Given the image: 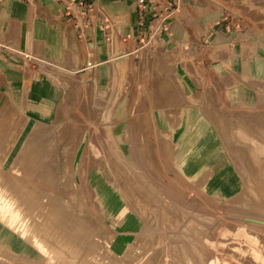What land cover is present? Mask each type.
<instances>
[{
    "label": "rangeland",
    "instance_id": "obj_1",
    "mask_svg": "<svg viewBox=\"0 0 264 264\" xmlns=\"http://www.w3.org/2000/svg\"><path fill=\"white\" fill-rule=\"evenodd\" d=\"M156 1L186 12L183 32L167 37L172 18L167 36H140L145 50L123 68V81L117 56L104 81L94 64L8 68L0 166L6 161L5 174L24 187L19 196L47 218L49 242L64 251L60 240L79 242L78 255L63 257L72 264H264V175L253 171L257 155L236 132L264 138V0ZM162 17L151 15L150 33L161 31ZM41 80L49 83L39 98L33 83ZM116 104L127 114L115 127ZM178 152L194 156L195 179L179 171ZM91 243L97 249L83 255ZM28 256L0 241V264H47L34 248Z\"/></svg>",
    "mask_w": 264,
    "mask_h": 264
},
{
    "label": "crops",
    "instance_id": "obj_2",
    "mask_svg": "<svg viewBox=\"0 0 264 264\" xmlns=\"http://www.w3.org/2000/svg\"><path fill=\"white\" fill-rule=\"evenodd\" d=\"M185 14V11L174 13L173 31L167 36L164 31L150 33L148 25L153 20H150L152 14L149 12L146 25L139 26L136 0H0V80L8 68L15 66L68 71L94 64L92 67L98 70L95 74L104 81L109 78L105 71L107 66L117 56L116 59H120L119 78L123 81L121 78L127 77L123 68L134 62L136 51L143 53L145 50V45L140 44V36L166 35L174 39L183 32L179 21L185 19ZM188 19L194 17L191 15ZM48 83V80L33 83L36 97L46 95L45 84ZM116 92L113 98L121 96ZM125 110L116 104L112 113L118 121L115 127L124 121ZM128 128L127 124L123 131Z\"/></svg>",
    "mask_w": 264,
    "mask_h": 264
},
{
    "label": "bare ground",
    "instance_id": "obj_3",
    "mask_svg": "<svg viewBox=\"0 0 264 264\" xmlns=\"http://www.w3.org/2000/svg\"><path fill=\"white\" fill-rule=\"evenodd\" d=\"M155 27V25H154ZM155 29V28H154ZM158 29V28H157ZM28 77V76H27ZM30 77V76H29ZM27 79V78H26ZM29 79V78H28ZM27 79V80H28ZM27 83V82H26ZM25 83V84H26ZM14 85V84H13ZM16 85V84H15ZM13 87V86H12ZM20 91V90H19ZM18 92V91H17ZM17 94V93H16ZM3 111V110H2ZM3 114V113H2ZM256 117V116H255ZM258 119V118H257ZM262 119V118H259ZM264 119V118H263ZM252 123L254 122L253 119L251 120ZM256 121V120H255ZM264 121V120H263ZM248 122V121H245ZM258 122V121H257ZM250 123V122H249ZM260 124V122L258 123ZM251 123L249 124L250 128H251ZM256 125V123L254 124V126ZM258 126V125H256ZM255 126V128H256ZM261 126V125H260ZM2 127V126H1ZM238 127V126H237ZM260 128V127H258ZM41 128H39L40 130ZM263 129L260 128V130ZM179 130V129H178ZM37 131V130H36ZM42 131V130H41ZM263 131V130H262ZM49 132V131H48ZM236 132L239 136L246 138L250 141V143L252 144V151L254 150V152L256 153L257 156H253L252 158V162L254 165L253 167V171L255 170V168L257 169V171L259 173H262L264 175V140H260L252 135H248L246 134L241 128H237ZM166 133V132H165ZM171 133V132H170ZM43 134V133H42ZM257 136H259V132H257ZM262 134V133H260ZM72 135H74L72 133ZM264 135V134H263ZM45 136V135H44ZM178 136H180L179 131H174L173 134H171L170 138L171 141L173 142H179L178 140ZM2 138V137H1ZM263 138V137H261ZM264 139V138H263ZM47 140V139H45ZM60 141V140H58ZM57 142V141H56ZM62 142V141H61ZM1 143V142H0ZM168 144H170L168 142ZM1 146V145H0ZM55 146V145H54ZM53 146V147H54ZM169 147V145H167ZM171 146V145H170ZM58 147V146H57ZM169 150L171 151V147L169 148ZM170 151L168 153H170ZM182 151V150H181ZM25 152V151H24ZM172 152V151H171ZM184 152V151H183ZM56 153V152H55ZM22 155V154H21ZM26 155V154H24ZM23 155V156H24ZM21 158V157H20ZM54 158V157H53ZM60 158V157H59ZM194 156H190V155H186L182 152H178L177 153V157L176 159H174V162L177 164V167L179 169V171L185 176V177H189L190 179H195L200 171V167L198 165V168L196 166V164H194ZM26 159V158H25ZM9 160V159H8ZM56 160V159H55ZM56 162V161H55ZM250 162V161H249ZM57 163V162H56ZM3 167L0 166V241L4 244L7 245V247H9L10 250H12L15 253H19L20 255H23V257H25L26 259H31L28 258L30 256L28 255H32V250L33 248L42 253L45 256V260L47 264H72V262H68L64 257L65 252L69 251L71 253V255H78L79 251L78 248L76 247L77 243H79L77 240L71 239L69 241L67 240H60V242L63 244L65 243V248L66 251L62 250L59 247H56L54 244H52L51 242L48 241L46 234H52L51 229V225H49L50 223H46V219L43 222V217L42 214L43 212L38 209L33 207V201H29L27 200V196L25 197V193H23L22 196H19V194L22 193L24 187L19 185L18 183H16L15 181H17V178H10L12 176H8L7 174H5V169L7 166L6 161H3ZM16 164V163H15ZM50 166V164H48ZM60 165V164H59ZM55 166V165H54ZM12 169H15V171H18V169L13 165L11 167ZM60 168V167H59ZM58 168V169H59ZM67 168V167H65ZM55 169V168H54ZM68 169V168H67ZM66 169V170H67ZM50 170V169H49ZM56 170V169H55ZM55 172V171H54ZM67 172V171H66ZM69 172V171H68ZM8 173V172H7ZM19 173V172H18ZM53 173V172H52ZM51 173V174H52ZM59 173V171H58ZM68 174V173H66ZM257 175L261 176L262 174H258ZM54 175V173H53ZM57 175V174H56ZM71 175V174H70ZM67 178L69 177V175H65ZM54 177V176H53ZM70 178V177H69ZM15 180V181H14ZM258 182V181H257ZM262 183V182H259ZM264 184V182H263ZM26 185V183H25ZM256 185V184H255ZM258 185V184H257ZM257 185L255 186L257 188ZM27 186V185H26ZM25 186V188H26ZM259 186V185H258ZM23 187V188H22ZM261 187V186H260ZM264 187V186H262ZM260 189V188H259ZM258 189V190H259ZM262 190V191H261ZM25 191V190H24ZM23 191V192H24ZM264 188L260 189V193H263ZM149 192V191H148ZM261 193V194H262ZM27 194V193H26ZM144 194V193H143ZM103 195V194H102ZM150 195V194H149ZM261 196V195H260ZM262 196H264L262 194ZM30 198V197H29ZM112 197L107 194L105 195V197H103V201L105 204H107L108 206L112 205ZM31 199V198H30ZM52 199V198H51ZM137 204V207L141 209L140 205ZM135 204V205H136ZM170 204V203H169ZM45 205V204H44ZM165 205V204H164ZM47 206V205H45ZM44 206V209L46 208ZM50 207V206H49ZM38 208V207H37ZM116 208V207H115ZM124 212L128 211L126 208L128 207H122ZM43 209V210H44ZM117 209V208H116ZM129 209V208H128ZM49 210V208H48ZM137 211H144L143 209L139 210L137 209ZM42 212V214L40 213ZM48 212V211H47ZM48 213H51V211H49ZM47 213V216H48ZM52 214V213H51ZM51 214L49 215V217L51 216ZM200 214V213H198ZM60 216V214H58ZM46 216V214H45ZM61 217V216H60ZM129 217V216H128ZM146 218V217H144ZM149 218V217H148ZM37 219H41V223L37 222ZM126 219V218H125ZM36 221V223H35ZM46 221V222H45ZM148 221V220H147ZM150 221V220H149ZM147 223H150V222ZM130 223V222H129ZM128 223V224H129ZM133 223V222H132ZM43 224V229L41 230H37L36 229V225L38 226H42ZM135 224V223H134ZM149 231V230H147ZM112 234V233H111ZM117 235V234H116ZM138 238V237H137ZM86 241V240H85ZM84 241V242H85ZM87 242V241H86ZM96 242V241H95ZM90 247H84L83 248V255H93V251L92 248L97 249L96 245H94L93 243H91V245H89ZM183 246V244L181 245ZM6 248V247H5ZM183 248V247H182ZM185 248V246H184ZM183 248V249H184ZM251 248V246H250ZM6 250V249H5ZM181 248L179 247V252H180ZM96 251V250H95ZM252 251L254 252L255 255H257V257H260L261 255L259 254V249L258 248H252ZM179 255V254H178ZM177 258V257H176ZM187 258V257H186ZM181 259V258H180ZM189 258H187L188 260ZM179 259L175 260V264L178 262ZM190 260V259H189ZM188 260V261H189ZM177 261V262H176ZM185 261V262H188ZM112 264H115V262H111ZM169 263H171L169 261ZM167 263V264H169ZM184 263V262H183ZM189 263V262H188ZM187 263V264H188ZM173 264V263H172Z\"/></svg>",
    "mask_w": 264,
    "mask_h": 264
},
{
    "label": "built area",
    "instance_id": "obj_4",
    "mask_svg": "<svg viewBox=\"0 0 264 264\" xmlns=\"http://www.w3.org/2000/svg\"><path fill=\"white\" fill-rule=\"evenodd\" d=\"M136 1L139 7V26L143 27L146 25V15L149 12L154 16L155 19L157 16L158 18L163 16L162 18H160V21H159L160 26H161V31H168V28L170 26L169 25L170 20L174 16V12L171 10V7L165 8L163 4H161L159 1H156V0H136ZM151 3L153 4L152 9L148 11L146 8Z\"/></svg>",
    "mask_w": 264,
    "mask_h": 264
},
{
    "label": "water",
    "instance_id": "obj_5",
    "mask_svg": "<svg viewBox=\"0 0 264 264\" xmlns=\"http://www.w3.org/2000/svg\"><path fill=\"white\" fill-rule=\"evenodd\" d=\"M261 222H263V223H264V221H261Z\"/></svg>",
    "mask_w": 264,
    "mask_h": 264
}]
</instances>
